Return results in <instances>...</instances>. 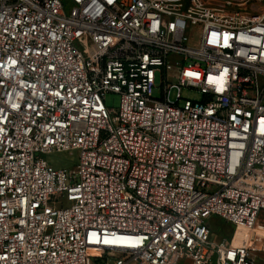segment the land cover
I'll return each mask as SVG.
<instances>
[{
	"label": "built area",
	"instance_id": "obj_1",
	"mask_svg": "<svg viewBox=\"0 0 264 264\" xmlns=\"http://www.w3.org/2000/svg\"><path fill=\"white\" fill-rule=\"evenodd\" d=\"M260 222L264 0H0V264H255Z\"/></svg>",
	"mask_w": 264,
	"mask_h": 264
},
{
	"label": "rangeland",
	"instance_id": "obj_2",
	"mask_svg": "<svg viewBox=\"0 0 264 264\" xmlns=\"http://www.w3.org/2000/svg\"><path fill=\"white\" fill-rule=\"evenodd\" d=\"M155 84L156 85L159 84L158 73H156L155 75ZM175 92L176 90L172 88L170 91V97H173ZM160 95L161 93L159 89H155L153 91L154 97H159ZM181 95L182 97L190 98V99L199 100L201 98V95L199 94V92H197L196 90L192 88H186V87L182 88ZM119 101H120V96L116 93L109 92L105 95L104 103L108 108L116 109L119 105ZM77 153L78 152L76 150H72V151L52 153L49 155H45L44 157L48 161V163L55 168H70L75 164L77 160ZM261 225H264V224L260 222L257 225V227L254 229V231L256 234L263 236L264 227H262ZM211 227H212L213 235L223 234V235L229 236L233 232L232 226H230L229 224L223 222L222 220L218 218L212 221ZM260 258L261 260H258L256 258L255 260L256 264L257 263L264 264V255L260 256Z\"/></svg>",
	"mask_w": 264,
	"mask_h": 264
},
{
	"label": "bare ground",
	"instance_id": "obj_3",
	"mask_svg": "<svg viewBox=\"0 0 264 264\" xmlns=\"http://www.w3.org/2000/svg\"><path fill=\"white\" fill-rule=\"evenodd\" d=\"M257 227V226H256ZM255 227V228H256ZM254 228V229H255ZM254 231V230H253ZM238 234V235H237ZM236 239H238V240H243L244 242H246L247 241V239H248V233L247 232H245V230L244 229H238L237 230V232H236ZM237 241V240H236Z\"/></svg>",
	"mask_w": 264,
	"mask_h": 264
},
{
	"label": "crops",
	"instance_id": "obj_4",
	"mask_svg": "<svg viewBox=\"0 0 264 264\" xmlns=\"http://www.w3.org/2000/svg\"><path fill=\"white\" fill-rule=\"evenodd\" d=\"M262 255H264V253L257 254V255H256V258H257L258 260H261L260 256H262ZM255 264H256V262H255ZM257 264H261V263H257ZM262 264H263V263H262Z\"/></svg>",
	"mask_w": 264,
	"mask_h": 264
}]
</instances>
